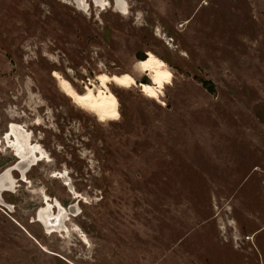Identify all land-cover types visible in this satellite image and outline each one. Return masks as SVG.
<instances>
[{
  "label": "rangeland",
  "instance_id": "rangeland-1",
  "mask_svg": "<svg viewBox=\"0 0 264 264\" xmlns=\"http://www.w3.org/2000/svg\"><path fill=\"white\" fill-rule=\"evenodd\" d=\"M96 1L0 0V264H264V0ZM99 76L117 120L64 87ZM11 125L45 154L24 174Z\"/></svg>",
  "mask_w": 264,
  "mask_h": 264
},
{
  "label": "bare ground",
  "instance_id": "bare-ground-1",
  "mask_svg": "<svg viewBox=\"0 0 264 264\" xmlns=\"http://www.w3.org/2000/svg\"><path fill=\"white\" fill-rule=\"evenodd\" d=\"M124 6H125V3L123 2V0H121V2H119L118 8L125 11L126 8ZM145 71H146L147 76L151 78L152 80H154V85H147V84L142 83V84H139V86L141 87L142 92L147 94L152 99H157L159 94L162 92V90L167 85L171 84L172 78H173L172 72L166 66V63L159 58H151L150 61L146 65ZM98 80L101 83L102 89L98 90V92H95L94 88H90L88 96H83L79 92H77L74 86L69 84V82L66 79H64V87L67 93L72 98V100H74V102H76L78 106L88 111H98L100 121H105L107 119L117 120L120 115L119 109H118V105H119L118 99L112 92H110L108 88V84L112 81V79L111 77L105 78L104 76H99ZM115 82L124 89H128L136 84L135 79L132 77H128L126 79H121L117 81L115 80ZM11 132L13 133L15 137V141H13V144H12L15 149H17L20 152L21 151L23 152V149L26 147L24 149L25 155L30 156L33 152L34 153L39 152L40 155L42 156L41 159L44 158L45 154L41 150L40 146L38 145L32 146V144L30 145L29 136L31 135L25 133L26 131L24 132V129H22L19 126L12 125ZM25 155L23 153V157L25 159L23 162L27 161V163L30 164L31 161L26 160L27 158ZM8 182H11L10 178H8ZM5 183L6 181L4 179L2 183L0 184V191H2Z\"/></svg>",
  "mask_w": 264,
  "mask_h": 264
},
{
  "label": "flooded vegetation",
  "instance_id": "flooded-vegetation-1",
  "mask_svg": "<svg viewBox=\"0 0 264 264\" xmlns=\"http://www.w3.org/2000/svg\"><path fill=\"white\" fill-rule=\"evenodd\" d=\"M83 1V0H82ZM121 2V0H116V2H117V7H119V2ZM96 2H99V3H101L102 1L101 0H97ZM102 6H105V7H107V3H105V4H103ZM116 78V77H115ZM115 78H114V80H115ZM99 81V80H98ZM100 82V81H99ZM141 84V83H140ZM12 126V125H11ZM11 126H10V133L7 135V139H9V136H11L12 137V139L14 138V140L13 141H15V137H14V135H13V133L11 132ZM13 126H18V125H13ZM20 127V126H19ZM22 129H23V127H21ZM24 132H25V130H24ZM25 133H27V134H29L27 131L25 132ZM30 135V134H29ZM30 139H31V136H29V143H30ZM13 141H10L9 142V146H10V148H12L13 149V151H15V153H16V156L19 158V160L20 161H24L25 159H24V157H23V153H24V155H25V151H24V149L26 148H24L23 149V152L21 151H18L17 149H15L14 147H13ZM30 145H31V143H30ZM33 146V145H32ZM34 146H36V145H34ZM20 153V154H19ZM20 156H22V157H20ZM26 156V160H30L31 161V163L27 166V168L31 165V164H33L35 161H37V159L38 158H40V160H41V155H40V153L39 152H33L32 154H31V156H28V155H25ZM34 157V158H33ZM23 158V159H22ZM26 168V169H27ZM25 169V170H26ZM25 170H23V171H21L23 174H24V172H25ZM8 178H10V181L11 182H8ZM5 179V181H6V183L4 184V186H3V189H2V191L4 190V189H6V188H11L13 185H14V180H13V178H12V176H11V174H10V170H8L7 172H5L4 173V175H3V178H2V176L0 177V184L2 183V181ZM12 179V180H11ZM2 191H0V194H1V192ZM59 206L60 205H58V208H59ZM50 209H51V205L50 204H48V206H47V208L46 209H42L41 211H40V213H39V218L47 225V229L48 230H53V229H60V228H62V225H63V221L65 220V218H66V211L63 209V208H61V206H60V208L58 209V212H57V215L56 216H54V217H52L51 216V213H50ZM69 210H70V208H69ZM62 211V212H61ZM43 215V216H42ZM59 218V219H58ZM62 218V219H61ZM58 219V220H57ZM51 220H53V221H51ZM56 223V224H55Z\"/></svg>",
  "mask_w": 264,
  "mask_h": 264
},
{
  "label": "trees",
  "instance_id": "trees-1",
  "mask_svg": "<svg viewBox=\"0 0 264 264\" xmlns=\"http://www.w3.org/2000/svg\"><path fill=\"white\" fill-rule=\"evenodd\" d=\"M139 59L141 60V61H145L146 59H147V57H145V56H140L139 57ZM143 84H147V85H153V83L150 81V83L147 81V80H144L143 81ZM203 85L209 90V91H213V86H212V84L210 83V82H204L203 83Z\"/></svg>",
  "mask_w": 264,
  "mask_h": 264
},
{
  "label": "water",
  "instance_id": "water-1",
  "mask_svg": "<svg viewBox=\"0 0 264 264\" xmlns=\"http://www.w3.org/2000/svg\"><path fill=\"white\" fill-rule=\"evenodd\" d=\"M28 165H29V163H27V161H25V162L19 161L18 164H17V166H16V168H18L19 170L23 171V170H25L27 168ZM74 208H75V206H74ZM74 208L71 207L70 208V211H73ZM46 227H47V225H46Z\"/></svg>",
  "mask_w": 264,
  "mask_h": 264
},
{
  "label": "crops",
  "instance_id": "crops-1",
  "mask_svg": "<svg viewBox=\"0 0 264 264\" xmlns=\"http://www.w3.org/2000/svg\"><path fill=\"white\" fill-rule=\"evenodd\" d=\"M142 84V83H141Z\"/></svg>",
  "mask_w": 264,
  "mask_h": 264
}]
</instances>
